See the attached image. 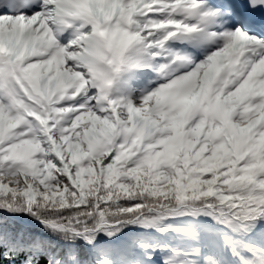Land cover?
Listing matches in <instances>:
<instances>
[{
    "label": "snow or ice",
    "instance_id": "6c2138e0",
    "mask_svg": "<svg viewBox=\"0 0 264 264\" xmlns=\"http://www.w3.org/2000/svg\"><path fill=\"white\" fill-rule=\"evenodd\" d=\"M0 264H264V0H0Z\"/></svg>",
    "mask_w": 264,
    "mask_h": 264
}]
</instances>
